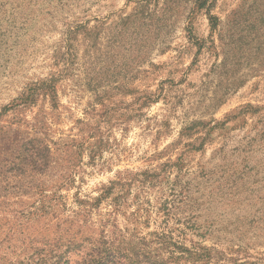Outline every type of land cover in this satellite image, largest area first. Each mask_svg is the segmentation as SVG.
<instances>
[{"label":"rangeland","instance_id":"1","mask_svg":"<svg viewBox=\"0 0 264 264\" xmlns=\"http://www.w3.org/2000/svg\"><path fill=\"white\" fill-rule=\"evenodd\" d=\"M162 235L170 264H264V0H0V264Z\"/></svg>","mask_w":264,"mask_h":264},{"label":"trees","instance_id":"2","mask_svg":"<svg viewBox=\"0 0 264 264\" xmlns=\"http://www.w3.org/2000/svg\"><path fill=\"white\" fill-rule=\"evenodd\" d=\"M27 157L22 163V167L30 168L32 171L39 173L54 171L58 174V178L54 180V184L50 185L52 191L50 196H55L58 189L63 186V181L66 177V173H61L65 170L67 165L59 164L57 161H53L50 157V149L48 146L35 144L28 148ZM67 181V180H66ZM34 190L37 191L39 197L42 199L45 197L46 191L42 185H36ZM104 196V195H102ZM42 209L45 207L42 206ZM56 240V241H55ZM53 243L42 244V248L39 249L34 257L32 255L22 260L20 264H70V258L73 254L79 253V258L73 260V264H170L172 259L171 253L168 251L170 243L162 235L156 240L158 246V253L151 255L152 253H146L145 256H141L135 253L133 247H125L122 242L112 239L110 241H96L94 243L87 242V247L84 248V243H76L75 241L62 242L59 239H55ZM83 246V247H82ZM46 249H45V248ZM45 249V250H44ZM166 254L167 258L164 259ZM68 255L70 257H68Z\"/></svg>","mask_w":264,"mask_h":264}]
</instances>
